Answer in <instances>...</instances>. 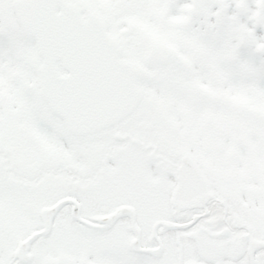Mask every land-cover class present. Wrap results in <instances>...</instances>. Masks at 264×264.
Masks as SVG:
<instances>
[{"label": "snow or ice", "instance_id": "1", "mask_svg": "<svg viewBox=\"0 0 264 264\" xmlns=\"http://www.w3.org/2000/svg\"><path fill=\"white\" fill-rule=\"evenodd\" d=\"M0 264H264V0H0Z\"/></svg>", "mask_w": 264, "mask_h": 264}]
</instances>
